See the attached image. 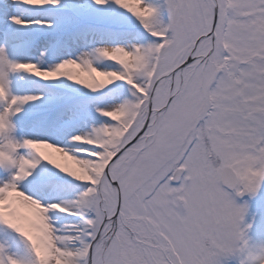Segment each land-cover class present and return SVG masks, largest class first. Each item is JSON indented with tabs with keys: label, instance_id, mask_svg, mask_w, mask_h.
<instances>
[{
	"label": "snow or ice",
	"instance_id": "obj_1",
	"mask_svg": "<svg viewBox=\"0 0 264 264\" xmlns=\"http://www.w3.org/2000/svg\"><path fill=\"white\" fill-rule=\"evenodd\" d=\"M0 264H264V0H0Z\"/></svg>",
	"mask_w": 264,
	"mask_h": 264
}]
</instances>
